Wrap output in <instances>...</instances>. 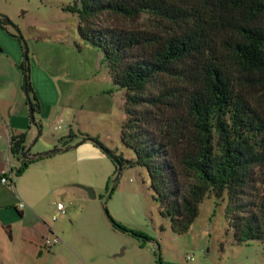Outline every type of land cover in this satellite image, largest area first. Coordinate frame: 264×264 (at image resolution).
I'll list each match as a JSON object with an SVG mask.
<instances>
[{"label":"trees","instance_id":"1","mask_svg":"<svg viewBox=\"0 0 264 264\" xmlns=\"http://www.w3.org/2000/svg\"><path fill=\"white\" fill-rule=\"evenodd\" d=\"M63 9L77 15L79 37L125 90L120 138L135 158L95 137L84 140L114 161L117 173L124 164L147 170L159 213L175 232L190 229L206 196L226 195L234 241L264 243V0H74ZM7 25L15 26L0 14V26ZM19 67L40 134L28 60ZM72 137L70 131L61 147L28 159L25 132L12 135L9 151L20 160L10 169L14 177L68 149Z\"/></svg>","mask_w":264,"mask_h":264},{"label":"rangeland","instance_id":"2","mask_svg":"<svg viewBox=\"0 0 264 264\" xmlns=\"http://www.w3.org/2000/svg\"><path fill=\"white\" fill-rule=\"evenodd\" d=\"M73 1L0 0V6L5 7L11 19L22 14V21L36 29L35 35L47 36L40 44L42 56L50 51L63 69L66 67L71 92L76 86L77 97L91 94L85 106L89 111L77 114L75 122L62 114L61 127L54 130L56 124L48 121L49 130L59 135L72 131L70 143L95 137L115 154L134 160V151L120 138L126 118L122 108L125 90L110 81L99 51L79 37L77 15L63 9ZM101 152L91 140L71 149V159L76 160L71 180L55 185L49 204L47 200L43 203L45 211L41 216L59 236L60 241L51 248L59 246L60 252L26 264H264V243L234 241L226 217V195L221 199L206 196L190 229L177 233L169 218L159 213L147 170L124 164L117 173L116 163ZM60 177L69 176L61 173ZM79 185L92 187L95 197L91 198ZM57 201L64 204L65 213L53 220ZM109 216L129 229L145 233L147 239L115 228ZM66 243L74 252L67 249Z\"/></svg>","mask_w":264,"mask_h":264},{"label":"crops","instance_id":"3","mask_svg":"<svg viewBox=\"0 0 264 264\" xmlns=\"http://www.w3.org/2000/svg\"><path fill=\"white\" fill-rule=\"evenodd\" d=\"M0 14L11 17L2 6ZM22 18V14L17 19L10 18L15 26H0V174L6 168L13 170L20 165V160L9 151L12 135L25 132V148L30 158L55 146L61 147V136H67L70 130L67 135H59L49 130L47 122L56 124L54 130L61 127L59 122L63 121L62 114H67L70 122H75L77 114L89 111L85 106L91 99V94L87 93L81 98L77 97L76 86L75 91L71 92L72 82L66 67L63 69V64L58 63L49 49L48 55L42 56L40 44L47 36L35 35L36 29L28 27ZM26 59L34 97L40 104V112L35 114L42 125L40 134L30 119L24 74L19 67ZM29 97L32 98V94ZM84 141L69 143L68 149L30 163L21 175L13 178L10 185L0 182V264H26L36 262L44 255L57 256L60 252L59 246H44L45 238L57 234L53 227L41 219L45 211L43 203L47 200L49 204L48 197L55 185L60 181L71 180L76 160L71 159L69 153ZM61 173L69 177L61 178ZM82 197H85L84 194ZM21 201L25 203L24 208H18ZM66 247L74 252L67 243Z\"/></svg>","mask_w":264,"mask_h":264},{"label":"built area","instance_id":"4","mask_svg":"<svg viewBox=\"0 0 264 264\" xmlns=\"http://www.w3.org/2000/svg\"><path fill=\"white\" fill-rule=\"evenodd\" d=\"M55 128H59V126H55ZM14 178V175L13 173L11 172L10 168H6L4 170H2L1 174H0V182L5 184V185H10L12 184V180ZM25 207V203L23 201H21L19 204H18V208H24ZM55 209H56V214L53 215V220H56L57 219V215H62L65 213V206L62 202H57L55 204ZM60 241V238L59 236L57 235H52L50 237H47L44 239V246H51L53 244H56ZM187 259H192L191 257L187 256Z\"/></svg>","mask_w":264,"mask_h":264},{"label":"water","instance_id":"5","mask_svg":"<svg viewBox=\"0 0 264 264\" xmlns=\"http://www.w3.org/2000/svg\"><path fill=\"white\" fill-rule=\"evenodd\" d=\"M26 96H27V94H26ZM27 98H28V96H27ZM28 104H29V106H30V100H29V98H28ZM29 113H30V119H31V121L33 122V121H34V115H33V111H32V109H31V107H30V109H29ZM22 156H23L24 158H30V157H28V153H27V149H26V148H25L24 152L22 153ZM117 166H118V168L120 169V165L118 164ZM79 186H80L82 189H84V190L88 193V195H89L91 198L95 197L94 190H93L92 187L85 186V185H79Z\"/></svg>","mask_w":264,"mask_h":264}]
</instances>
